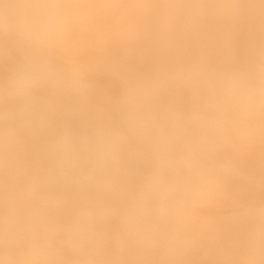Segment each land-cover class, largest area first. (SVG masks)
<instances>
[{
	"label": "clouds",
	"instance_id": "9594fccd",
	"mask_svg": "<svg viewBox=\"0 0 264 264\" xmlns=\"http://www.w3.org/2000/svg\"><path fill=\"white\" fill-rule=\"evenodd\" d=\"M0 264H264V0H0Z\"/></svg>",
	"mask_w": 264,
	"mask_h": 264
},
{
	"label": "bare ground",
	"instance_id": "6f19581e",
	"mask_svg": "<svg viewBox=\"0 0 264 264\" xmlns=\"http://www.w3.org/2000/svg\"><path fill=\"white\" fill-rule=\"evenodd\" d=\"M250 38V33L247 29L244 30L241 37V52L242 54L246 52L247 41ZM100 91L102 96H115L118 93V89L111 82L106 80L99 81ZM241 199L245 202L254 199L257 195V191L253 188H238Z\"/></svg>",
	"mask_w": 264,
	"mask_h": 264
}]
</instances>
